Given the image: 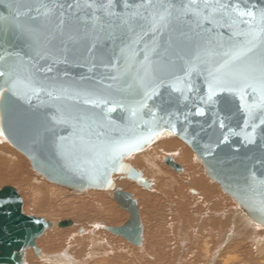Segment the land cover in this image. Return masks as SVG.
<instances>
[{"label": "water", "instance_id": "1", "mask_svg": "<svg viewBox=\"0 0 264 264\" xmlns=\"http://www.w3.org/2000/svg\"><path fill=\"white\" fill-rule=\"evenodd\" d=\"M261 12L264 0H0V134L71 192L113 189L129 217L107 228L135 245L140 208L115 175L150 188L126 158L171 134L264 226V101L240 86L259 75ZM23 206L15 187L0 189V264L40 255L54 227Z\"/></svg>", "mask_w": 264, "mask_h": 264}, {"label": "rangeland", "instance_id": "2", "mask_svg": "<svg viewBox=\"0 0 264 264\" xmlns=\"http://www.w3.org/2000/svg\"><path fill=\"white\" fill-rule=\"evenodd\" d=\"M166 141H179L181 145L168 149ZM184 147L189 148L193 156L185 157L186 153L182 150ZM0 148L10 153L16 150L23 157L25 156L2 134H0ZM141 151L131 154L126 161L153 182L150 188L115 175L117 179L124 178L119 181L129 184L117 188L131 192L138 202L143 225L141 245H135L107 228L121 226L129 217L128 211L115 201L113 191L107 193L106 190L89 189L81 194L76 191L71 192L36 171L28 157L25 156L26 162L16 165L19 171H15V167L10 166L8 158L0 156V189L6 185L15 187L24 200L23 210L26 214L41 216L54 222V227L49 228L38 239V246L42 255L55 256V259H52L53 257L46 259V257L44 260L41 254L38 255L33 248H29L25 251L24 264H143L144 262V264H224L227 262L226 259L233 255L240 260L231 259L228 264L237 262L254 264L255 254L252 255L248 251L249 237H243L244 235L238 232L241 226L231 224L237 217H241V220L244 218L238 215L240 211L238 202L208 176L203 162L194 150L181 138L171 134L160 137L147 149ZM145 152L150 153L165 171L161 175L163 179L160 184L157 182L159 176H154L156 180H152L150 178L152 175L150 176L146 170L147 166L143 159ZM168 155H172L184 166L181 172H176L164 162V158ZM139 159L142 165L138 164ZM187 161L190 163L188 164ZM194 172L200 175L205 173L202 177L206 178L214 189L210 188L207 192V187L204 190L190 185ZM167 183L172 187L169 188ZM163 184L166 188L163 189L164 193H161L162 189L159 187H165ZM193 188L196 189V193L189 191ZM205 193L210 194L209 198L204 196ZM106 214L114 218L107 220ZM243 214L248 218L245 213ZM61 219H73L75 224L60 228L57 223ZM221 219L222 222L229 220L230 223L221 224ZM246 219L242 220L243 224ZM81 226L84 227L83 232H80ZM233 229L237 233L230 235L229 238L227 235ZM79 235L85 238H79ZM93 241L98 243L92 245ZM60 254L65 256L60 257Z\"/></svg>", "mask_w": 264, "mask_h": 264}, {"label": "bare ground", "instance_id": "3", "mask_svg": "<svg viewBox=\"0 0 264 264\" xmlns=\"http://www.w3.org/2000/svg\"><path fill=\"white\" fill-rule=\"evenodd\" d=\"M0 128H1V125H0ZM166 143V146H167V148L168 149H170V148H173L174 146H177V145H181L180 143L181 142H179V141H166L165 142ZM185 146V145H184ZM17 149V148H16ZM13 150V149H12ZM11 150V151H12ZM183 152H185L186 153V155H185V157L187 156V157H189L190 158V156H193V153L191 152V150H189V148H187V147H184L183 149ZM143 151V150H142ZM141 151V152H142ZM179 153V152H178ZM180 154V153H179ZM0 156L2 157V156H5V157H7L8 158V161H9V163H10V166L13 168V167H15V171H19L18 169L19 168H16L17 166L16 165H20V164H22V162H26V159H25V156L23 157L21 154H19L16 150L14 151H12V153H10V152H7V151H5V150H3L2 148H0ZM169 156V155H168ZM170 156H172V155H170ZM179 156V155H178ZM167 157V156H166ZM165 157V158H166ZM173 157V156H172ZM182 157V156H181ZM165 158H164V160H165ZM174 158V157H173ZM192 158V157H191ZM3 159V158H2ZM143 159H144V161H145V163H146V166H147V168H146V170H147V172L150 174V178L152 179V180H156L155 179V177L157 176H159L158 177V180H157V182L160 184L161 183V180L163 179V177H161V175L162 174H164L165 173V171L160 167V164L155 160V158L150 154V153H148V152H145L144 154H143ZM182 159V158H181ZM185 159V158H184ZM196 159H198V158H196ZM187 160V159H186ZM192 160V159H191ZM190 160V161H191ZM5 162V161H4ZM7 162V161H6ZM21 162V163H20ZM165 162V161H164ZM188 162V161H187ZM193 162H194V160H193ZM18 163H20V164H18ZM141 163V165H142V162H141V160L139 159L138 160V164H140ZM190 162H188V164H189ZM196 163V162H195ZM7 164V163H6ZM5 164V165H6ZM191 164H192V162H191ZM194 164V163H193ZM200 165V164H199ZM198 164H197V166H199ZM169 166V165H168ZM188 166V165H187ZM19 167V166H18ZM171 167V166H170ZM196 167V166H195ZM201 167V166H200ZM199 168V167H198ZM191 168H189V170H190ZM195 169V168H194ZM199 169H202V168H199ZM14 170V169H13ZM204 170V169H203ZM11 171H12V169H11ZM195 171H197V170H195ZM205 171V170H204ZM12 172H14V171H12ZM181 172V171H180ZM200 172V171H199ZM15 173V172H14ZM25 173V172H24ZM148 174V175H149ZM205 174V173H204ZM203 174V175H204ZM145 175H146V173H145ZM203 175H200L198 172H194V175H192L191 177H192V179L190 180V185H194V187L196 186L197 188H205V187H207V192H209L210 191V188H213L214 186H211L207 181H206V178L204 179L202 176ZM155 176V177H154ZM190 177V178H191ZM206 177H208L207 176V174H206ZM16 179V178H15ZM115 186L116 187H118V186H122V185H126V183L125 182H122V181H119V179H120V177H118V179H117V176H115ZM121 179H123L124 180V178H121ZM120 179V180H121ZM208 179V178H207ZM20 180V179H19ZM210 180V179H209ZM36 181V180H35ZM172 181V180H171ZM52 182V181H51ZM164 182H165V180H164ZM175 182V181H174ZM168 185H169V183H167ZM127 185L129 186V184L127 183ZM132 185V184H131ZM163 185H165V184H163ZM142 186V185H141ZM170 186L171 185H169V188H170ZM134 187V186H133ZM172 187V186H171ZM160 189H162V191H161V193H164L163 191V189L164 188H166V185H165V187L163 186V188H161V187H159ZM142 189V188H141ZM214 189V188H213ZM216 189V188H215ZM113 190V189H112ZM112 190H109V191H112ZM135 190H136V188H135ZM137 190H138V188H137ZM171 191H172V189H170ZM169 190V191H170ZM205 190V189H204ZM203 190V191H204ZM209 190V191H208ZM101 191V190H100ZM104 191V190H103ZM109 191H107V193L109 192ZM140 191V190H139ZM138 191V192H139ZM143 191V189L141 190V192ZM166 191V190H165ZM189 191L191 192V193H196V189H189ZM194 191V192H193ZM212 191V190H211ZM205 192V191H204ZM99 193V192H98ZM101 193V192H100ZM140 193V192H139ZM146 193V192H145ZM102 194V193H101ZM169 194V193H168ZM177 194V193H176ZM206 194V193H205ZM204 194V196H206V197H208L209 198V195L210 194H206L205 195ZM106 195V194H105ZM150 196V195H149ZM176 196V195H175ZM107 197V196H106ZM97 198H98V196H97ZM151 198V197H150ZM212 198H214V197H212ZM98 200V199H97ZM103 200H104V198H103ZM103 200H100L101 202L103 201ZM105 200H106V198H105ZM95 201V200H94ZM103 202H105V201H103ZM102 207V206H101ZM100 208V207H99ZM100 209H102V208H100ZM99 209V210H100ZM104 210V209H103ZM209 214V213H208ZM107 216H106V218H107V220H111V219H113L114 217L113 216H110V215H108V214H106ZM239 216H243L245 219L247 218L244 214H243V212L240 210L239 211V214H238ZM238 218V217H237ZM235 219L231 224L233 225V226H241V228H240V230L238 231L239 233H241V235H244L243 237H245V236H247V237H249L248 239L250 240V249H248V251L250 252V254H255V255H253V257H256V260L253 262L254 264H255V262L257 261V264H260L261 262H264V257H262L261 255H264V226H262V225H260V224H257V223H255L252 219H250L249 217V219L250 220H248V218L246 219V220H244V224H243V222H242V220L244 219V218H242V220H241V217H239L238 219ZM232 221V220H231ZM227 223H230V221L229 220H226V221H223L222 222V219H221V224H227ZM230 228H231V226H229ZM84 228V227H83ZM229 228V229H230ZM84 231V229L82 230V231H80V232H83ZM229 233V232H228ZM237 233V231L235 230V229H233L232 231H230V233H229V235H227V233H226V235L227 236H229V238H230V235H234V234H236ZM240 235V234H239ZM80 236V235H79ZM226 236V237H227ZM84 236L82 235V236H80L79 238H83ZM85 238V237H84ZM87 239V238H86ZM223 239H226V238H223ZM81 240H83V239H81ZM228 241V240H227ZM82 242H84V241H82ZM87 242V241H86ZM98 243V241L96 242V241H93L92 242V245H96ZM48 244H50V243H48ZM48 244H47V247H48ZM52 244V243H51ZM142 244V243H141ZM140 244V245H141ZM53 245V244H52ZM51 247H53V246H51ZM49 249H50V247H48ZM54 248V247H53ZM55 249V248H54ZM32 252V251H31ZM66 252V251H65ZM214 252V251H213ZM245 252V251H244ZM68 253V252H67ZM31 254V253H30ZM247 254V253H246ZM249 254V255H250ZM52 255V254H51ZM64 254H60V257H64L63 256ZM232 255V254H231ZM42 258H44V260H46V259H49L50 257H53L52 259H55L54 257L55 256H48L47 257V255H40ZM217 256V255H216ZM47 257V258H46ZM240 257V256H239ZM249 257V256H248ZM46 258V259H45ZM57 258V257H56ZM168 258V257H167ZM229 259H226L227 260V262H229L231 259H235L236 260V258H237V256H235V255H233V256H231V257H228ZM237 259H239V258H237ZM252 259V258H251ZM257 259H259L260 261H258ZM58 260H60V259H58ZM214 260V259H213ZM235 260H232L233 262H235ZM240 260V259H239ZM253 260V259H252ZM61 261V260H60ZM231 261V262H232ZM238 261V260H237ZM210 262V261H209ZM213 262V261H212ZM226 262V263H227ZM230 262V263H231ZM249 262V261H248ZM145 263V262H144ZM143 263V264H144ZM211 263V262H210ZM226 263H224V264H226ZM247 263V262H246ZM245 263V264H246ZM49 264H51V263H49ZM179 264V263H178ZM228 264V263H227ZM235 264H238V262L237 263H235ZM244 264V263H243ZM251 264V263H250Z\"/></svg>", "mask_w": 264, "mask_h": 264}, {"label": "snow or ice", "instance_id": "4", "mask_svg": "<svg viewBox=\"0 0 264 264\" xmlns=\"http://www.w3.org/2000/svg\"><path fill=\"white\" fill-rule=\"evenodd\" d=\"M220 7H225L224 5H220ZM239 15L240 16H249V17H253V19H255L254 14L252 12H245V11H239ZM260 19L262 21V23H264V12H261L260 14ZM259 31L264 32V27H261L259 29ZM253 35V37H255V33H251ZM251 48L248 49L249 52H251ZM261 66L259 68V75L258 77L256 76H251L248 79H245L242 81L241 83V88L243 86H248V87H252L253 90H256L257 85L259 86V89L261 91V100L264 101V54H262L261 57V62H260ZM0 75H3V73H0ZM212 89V85L210 84V91Z\"/></svg>", "mask_w": 264, "mask_h": 264}]
</instances>
